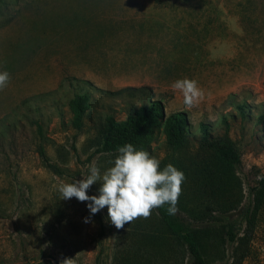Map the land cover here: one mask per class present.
Listing matches in <instances>:
<instances>
[{
  "label": "rangeland",
  "instance_id": "374dc122",
  "mask_svg": "<svg viewBox=\"0 0 264 264\" xmlns=\"http://www.w3.org/2000/svg\"><path fill=\"white\" fill-rule=\"evenodd\" d=\"M0 70L10 74L0 90V264H114L128 223L117 229L107 206L84 223L85 202L61 199L59 187L92 163L111 166L115 156H91L90 139L146 93L165 116H187L190 147L173 153L155 128L144 150L160 164L185 156L188 169L213 171L207 223L180 214L215 231L210 264L242 255L239 264H264V0H2ZM183 78L203 93L187 108L172 87ZM83 93L90 108L77 131L68 101ZM223 120L240 154L231 171L197 155L199 124L215 138Z\"/></svg>",
  "mask_w": 264,
  "mask_h": 264
},
{
  "label": "trees",
  "instance_id": "16d2710c",
  "mask_svg": "<svg viewBox=\"0 0 264 264\" xmlns=\"http://www.w3.org/2000/svg\"><path fill=\"white\" fill-rule=\"evenodd\" d=\"M2 3V0H0ZM125 90V89H124ZM123 91V90H121ZM68 108L72 114L71 125L80 131L84 125V118L90 108L89 95L75 94L68 101ZM235 109L244 115V105L237 104ZM224 133L212 138L208 125L200 123L197 140V155H208L210 159L220 163L226 171H231L240 163V154L235 143L228 136L226 120ZM155 128H161L166 143L173 153L181 154L189 149L187 116L181 112L164 114L160 101H151L146 93L145 101L139 108L133 109L123 121H116L113 117L104 118L97 137L90 139L94 148L91 156L117 155V147L131 143L135 148L144 150L145 143L154 134ZM40 156L46 162L43 150ZM180 157L169 162H162L161 167L167 164L174 165L184 173L185 180L181 184V193L178 197L174 215H168L166 205L152 210L147 217H138L128 223L129 228L120 236L123 241L114 257V264H183V255H189L192 264H210L211 258L220 253L219 242L215 231L209 227H193L190 221L182 218L194 219L196 224L207 223L208 210L213 207L215 200H211L216 188L214 179L209 176L211 170L192 169L185 167ZM194 222V223H195ZM128 232V233H127ZM230 241L234 238L230 234ZM244 258L242 255L236 263ZM40 264H52L50 261Z\"/></svg>",
  "mask_w": 264,
  "mask_h": 264
},
{
  "label": "clouds",
  "instance_id": "9594fccd",
  "mask_svg": "<svg viewBox=\"0 0 264 264\" xmlns=\"http://www.w3.org/2000/svg\"><path fill=\"white\" fill-rule=\"evenodd\" d=\"M9 81L8 71L0 70V90ZM172 87L180 91L186 108L203 95L194 79H177ZM116 151L111 166L103 173L92 163L85 177L62 183L59 187L61 199L74 197L85 202L90 215L83 218L84 223H89L91 215L107 206L108 219L117 229L138 217L147 218L153 209L165 205L167 214L174 215L184 173L170 163L161 167L159 159L131 143L118 146ZM96 182L100 185L98 195H88L87 190Z\"/></svg>",
  "mask_w": 264,
  "mask_h": 264
}]
</instances>
